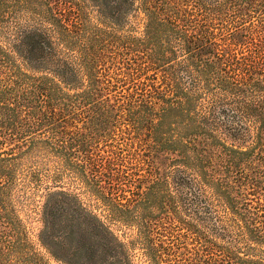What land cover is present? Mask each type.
Listing matches in <instances>:
<instances>
[{
    "label": "trees",
    "instance_id": "16d2710c",
    "mask_svg": "<svg viewBox=\"0 0 264 264\" xmlns=\"http://www.w3.org/2000/svg\"><path fill=\"white\" fill-rule=\"evenodd\" d=\"M95 1L107 12L121 15L133 0ZM36 3L37 0H0V31L9 39L8 47L0 45V224L4 227L0 230V253L17 255L22 252V245L25 244L20 238L14 212V191L23 186L36 185V188L44 190L38 242L55 260L63 264H133L132 246L138 245L149 264H170L163 259L162 239L153 235L155 231L150 217H154L155 213L149 210V205L159 198L158 210H164L165 217L172 219L168 213L176 208L173 195L168 191L161 195L157 192L165 186V179H157L145 192H132L131 197H127L100 175H89L94 166L90 161L91 155L83 156L78 152L94 137H85L78 130H72L71 123L75 121L73 110L79 104L92 110L84 116L85 121L82 120L85 123L88 119L87 130L92 134L105 132L107 114H115L131 124L144 117L150 125L156 149L177 146L183 150L199 136L198 140L203 141L197 142L200 150L206 151L207 144L211 149L215 148L211 153L219 156L221 162L234 169L236 174L244 161L249 163L256 156L264 161V77H246L253 75L252 71L257 72V67L264 72L263 37L247 48L246 55L253 60L249 64L241 62L237 50L242 48L244 41H252V37L243 35L240 38L238 34L228 33L217 41L211 33L218 28L215 24L226 28L230 25L220 22L227 16H232L235 24L244 23L247 17L252 22L255 17L264 31V0H140V6L147 14L144 51L156 62L169 63L181 55V64L194 67L200 76L201 89H220L232 97V106H214V100L211 101V119L223 123L233 138L245 131V126L233 127L234 123L242 118L255 122L258 144L255 152L225 145L212 129L205 127V118L196 111L197 93L193 91L181 89L171 97H161L166 105L161 107L160 113L151 111V107L143 101H136L139 94L143 95L138 92L121 91L111 97L96 85L72 94L64 91L54 75L37 71L48 68L63 82L74 76L66 60L57 55L48 34L28 21H22L23 13L31 12ZM259 61L263 63L257 66ZM228 71L227 78L220 75ZM143 107L147 109L145 115ZM166 109L178 111L182 121L193 125L191 129L186 127L180 131V139L165 137ZM151 112L156 115L155 122ZM25 148L36 149L46 161H49L48 158L56 160L45 174L39 172L38 165L26 169L20 164V155ZM116 155L113 151L107 157ZM182 158H190L191 161L188 163L186 159L185 164L200 170L201 177L215 185V191L228 196L232 185L222 183L224 175L221 173L217 176L206 174L202 166L208 159L203 153L196 152L192 158ZM64 177L72 185L79 184L77 187L82 190L73 192L59 185L58 189H50L49 183H62ZM82 195H88L93 202L83 200ZM191 199V202L183 203L184 209L192 204L198 206L195 202L201 200L195 194ZM237 202L229 203V206L233 213L243 217L248 240L264 247V221L260 225L251 219L249 208L241 207L243 202L246 203L245 199H238ZM116 224L135 226L136 231L130 239L124 240L113 231L112 225ZM156 239L160 241L154 243ZM260 249L264 253V248ZM34 254L36 257L30 252L27 256L17 255L16 258H19L20 264H50L43 256ZM206 254L207 264H264V259L241 257L227 246Z\"/></svg>",
    "mask_w": 264,
    "mask_h": 264
},
{
    "label": "rangeland",
    "instance_id": "374dc122",
    "mask_svg": "<svg viewBox=\"0 0 264 264\" xmlns=\"http://www.w3.org/2000/svg\"><path fill=\"white\" fill-rule=\"evenodd\" d=\"M98 3L95 0H37L31 12L23 13L22 21H28L33 27L48 34L57 55L66 60L74 76L71 80L63 82L60 76L48 68H39L37 71L54 75L62 89L70 94L95 85L111 97L121 91L142 93L143 95L139 94L136 101H143L145 105L151 107V111L157 113H160L161 107L166 105L161 97H171L181 89L193 91L197 93L196 111L205 118L203 125L212 129L221 142L237 149H252L254 152L258 150L255 138L256 123H252L249 118H242L234 123L233 127L245 126L243 134L236 138L230 136L223 123H217L211 119L213 109L211 101L214 100V106L220 104L232 106V97L230 98L220 89H201L200 76L194 67L181 64V55L169 63L156 62L144 51L147 14L141 8L140 0H133L132 5L121 15L107 12ZM256 19L253 17L251 21L254 23H252L247 17L248 22L235 24L233 17L227 16L220 22L228 23L227 25L230 23V25L226 28L221 24H215L218 28L211 33L217 41L219 37L223 38L228 33L238 34L240 38H243V35L252 37V41H244L242 48L237 50L241 62L250 64L253 60L246 55L247 48L258 43L261 37L264 42V31L259 27L260 22ZM8 41V37H4V33L0 31V45L8 47ZM262 63L259 61L256 65L260 66ZM229 72H221L220 75L227 78ZM257 72L252 71L253 75H246V77H264V72L258 67ZM93 79L98 82H94ZM212 94L216 95L212 96ZM142 111L144 115L147 113L145 107ZM153 112L151 117L155 122L156 115ZM73 113L75 121L71 118L72 130H78L85 137H94L78 152L83 156L91 155L90 161L94 166L88 172L89 175H100L106 182L110 181L114 189L118 188L117 190L126 194L127 197H131L132 192H145L157 179H165V186L157 192L161 195L168 191L173 195L176 208L168 213L172 219L165 217L164 210H158L157 205L161 199L157 198L156 202L149 205V210L155 213L154 217H150L155 231L153 235L158 239L161 238L164 244L162 250L165 252L164 260L167 259L170 264H207L206 253L221 249L223 246H227L241 257L264 259V253L260 249L264 247L248 240L243 217L233 213L229 206V203L238 204V199H245L246 203L243 202L241 207H248L252 213L251 219L262 225L261 222L264 221V161L259 156L249 163L242 162L236 174L234 169L227 168L221 162L219 156L211 153L215 148L211 149L207 144L206 151L200 150L197 142L203 141L198 140L199 136L195 137V140L183 150L177 146L173 149L170 146H165V149H156L150 125L144 117L131 124L130 121H125L115 114H107L105 132L92 134L87 130L88 119L86 118L85 123L82 121H85L84 116L92 113V110L87 105L79 104ZM165 122L167 126L165 137L169 140L180 139V131L186 127L188 129L193 127L192 124L180 119L178 111L171 109L165 110ZM113 151H116L117 155L107 157V154ZM196 152L203 153L208 159V162L202 166L207 175L213 173L217 176L221 173L224 175L222 183L232 185L228 196L215 191V185L203 179L200 170L185 164L186 159L188 163L191 159L182 157L192 158ZM48 159L49 161H46L47 159L41 157L39 151L34 148H25L20 155V164L26 169L38 165L39 172L45 174L52 162L56 160V158ZM63 181L57 184L49 183L50 189H58L60 186L73 192L82 190L78 188L79 184L72 185L67 177H64ZM36 187V185H28L14 191L16 195L13 202L14 212L18 219L20 238L24 239L22 243L25 244L22 245V252L17 255L23 257L31 252V256H35V252L43 256L50 264H63L55 260L38 242V232L42 227L41 208L44 190L42 187ZM242 192L246 194L243 196ZM194 194L201 199L195 202L198 206L192 204L190 208L184 209L183 203L191 202ZM81 197L83 200L93 202L88 195ZM259 203L262 207H259ZM102 218L105 219V217ZM3 228L0 224L1 231L4 230ZM112 229L124 240L130 239L136 231L135 226L125 227L117 224L112 225ZM158 239L154 243L160 241ZM132 247V263L149 264L141 248L138 245ZM159 249L161 250V247ZM17 255L0 253V264H20L19 258H16ZM224 264L227 263L224 262Z\"/></svg>",
    "mask_w": 264,
    "mask_h": 264
}]
</instances>
